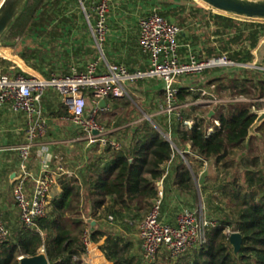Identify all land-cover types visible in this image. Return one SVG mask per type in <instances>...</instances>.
I'll use <instances>...</instances> for the list:
<instances>
[{
	"label": "trees",
	"instance_id": "obj_1",
	"mask_svg": "<svg viewBox=\"0 0 264 264\" xmlns=\"http://www.w3.org/2000/svg\"><path fill=\"white\" fill-rule=\"evenodd\" d=\"M145 1V13L156 9L180 27L183 56L192 52L200 60H208L226 55L238 64L253 63L254 50L264 37V22L217 13L195 0ZM86 29L78 0H27L1 38L10 42L46 41L48 50L25 46L20 55L32 68L50 77L52 73L67 75L73 67L82 71L94 58L95 49L85 47L88 37L84 32L76 33ZM5 64L0 60V68ZM46 68L48 71H44ZM225 68L215 69L219 72ZM243 72L211 77L205 85L179 86L181 103L202 98L204 89L211 96L227 94L251 100L210 106L190 104L181 111L184 118L195 120L192 129H185L175 115H156L152 120L136 117L134 112L138 110L132 101L108 99L109 107L115 110L132 108L111 124L108 137L119 141L121 147L113 149L98 143L95 153L72 176H61L60 194L50 200L46 216L35 226L22 223L16 204L11 203L12 210L7 206L3 209L7 198L5 189L0 191V212L10 231L8 239L0 242V264H20L21 256H34L43 250L50 264H86L88 249L83 235L87 229L90 240L99 244L112 264H264V139L261 134L249 138L258 116L252 106L256 110L264 107V102L252 101L264 99V71L244 68ZM203 73L209 74V69ZM138 85H144V81ZM154 94L151 102L157 107L165 99V91L158 85ZM43 105L51 119L69 117L57 91L49 90ZM215 120L219 126H215ZM212 126L215 131L209 133ZM257 132L261 133V127ZM210 160H214L216 174L201 178L199 183L204 185L198 188L196 177ZM8 170L1 169L0 183L2 177L9 180ZM161 188V212L167 221L174 222L177 216L166 213L174 202L182 203L185 197L187 204L197 203L201 198L210 224L204 243L178 258L163 251L155 261L147 262L137 231ZM183 209L181 206L180 211ZM233 232L243 238L238 253L230 240Z\"/></svg>",
	"mask_w": 264,
	"mask_h": 264
},
{
	"label": "built area",
	"instance_id": "obj_2",
	"mask_svg": "<svg viewBox=\"0 0 264 264\" xmlns=\"http://www.w3.org/2000/svg\"><path fill=\"white\" fill-rule=\"evenodd\" d=\"M78 2L93 36L92 48L95 49L94 58L86 63L84 70L78 71L73 67L67 75L52 73L50 77L16 69L0 74V110L22 116L25 121L26 140L15 149L19 153V162L9 188L13 193L20 219L28 227L35 226L39 218L46 216L51 191L59 178L64 175L72 176L76 171L68 169L60 160L54 166L44 165L42 172L38 174L29 168L31 154L36 148L44 151L46 156L49 154L50 145L46 137L50 130V119L43 105V97L49 90L60 94L69 119L84 134L88 146L99 143L100 146L109 145L113 149H119L121 145L115 138L108 137L109 132L96 119L99 114L110 109L108 103L102 107L100 102L103 99L108 102L110 98L129 96L131 86L140 81L154 80L162 83L165 99L158 102L154 116L175 115L185 129H192L196 123L194 119L182 116L181 110L190 104L210 106L251 101L244 97L233 98L227 94L211 96L212 94L204 89L202 98L190 103H181L178 99L181 77L199 75L215 66L247 65L235 63L226 55L208 60H200L192 52L183 56L180 51V27L156 9L141 14L138 19V47L147 59L145 67L132 69L122 62H110L106 59L105 49L110 32L109 15L113 0ZM256 68L264 71V68ZM90 99L93 109L87 114ZM252 101L264 102V99ZM252 110L259 113L264 111V107L256 110L255 106H252ZM152 117L146 119L152 120ZM214 123L215 126L220 125L217 120ZM215 126L209 128V133L215 131ZM164 136L170 140V136ZM187 147L189 152L190 145ZM182 156L185 157L183 153ZM162 200L161 188L154 207L139 225L141 251L147 262L155 261L163 251H168L171 257L178 258L191 247L206 241V229L210 222L204 213L184 208L177 214L174 222H169L162 216ZM109 219L113 220V217ZM227 232L230 233L229 230ZM9 235L10 231L0 213V242L6 241ZM83 242L87 249L93 243L89 229L84 232Z\"/></svg>",
	"mask_w": 264,
	"mask_h": 264
},
{
	"label": "rangeland",
	"instance_id": "obj_3",
	"mask_svg": "<svg viewBox=\"0 0 264 264\" xmlns=\"http://www.w3.org/2000/svg\"><path fill=\"white\" fill-rule=\"evenodd\" d=\"M3 0H0V3ZM196 1V0H195ZM197 3H199L200 5H202L203 7H206L208 9H210L209 7H207L206 5H204L203 3H201L200 1H196ZM215 12V11H214ZM82 23V22H80ZM79 32V33H78ZM78 35H81L84 32V36H87L88 42L89 40L92 41L93 40V36L90 32L89 29L86 30H81L78 31ZM43 41V40H41ZM40 40H35L31 41L28 40H16L14 42H10L8 41H4L2 38H0V60L6 61L7 64L3 65V68H0V74H4L7 73L8 71L12 70V69H16V70H22V68H20V66H24L23 70L27 73H32L35 75H41V76H45V74L42 71L36 70L34 68H32L28 63H26L20 55V52L24 50L25 46H38L40 49H44V46H42L43 44H41ZM50 42V41H48ZM46 46V45H45ZM49 49V47H46ZM24 63V65H23ZM253 64V63H252ZM248 65V66H240L242 68H237V67H233V66H220L222 68H225L224 70H221L219 72H216V66L215 67H211L208 68L209 69V74H199V75H187L184 77H181L179 79V85H191L193 87L195 86H199V85H205L206 81L209 80L211 77L220 75V76H225V75H231V74H238V73H245L243 72L244 68H247V70H256L254 69L255 67H253V65ZM26 66V67H25ZM44 71H48V69L46 68ZM252 73V72H250ZM262 73V72H260ZM263 74V73H262ZM260 76H262L260 74ZM160 85L161 87L163 86L161 82L158 81H144V85H132L130 88V93L129 96L123 98V99H128L130 101H132V103L134 104V107L137 108L138 112H134V116L136 117H140L142 119H145L147 117H152L154 116V114L157 111V107H155V105H152L151 100H154V98L156 97L154 94V89L157 88V86ZM206 88V87H204ZM207 89V88H206ZM216 96V95H215ZM145 108L149 109L151 111V113H147ZM93 109V104L91 102V99L89 101L88 104V108H87V114H90L92 112ZM129 110H132L131 107H128L126 110L123 109V107L121 106L118 109H114L113 107H110L109 111L104 112L102 114H99L96 119L98 121L99 124H101L109 133L112 131L111 129V124L114 123L116 121V119L118 118V115L120 114H124V113H128ZM134 111V110H133ZM2 125H0V143L3 139V135H8V133H10L9 130V126L8 123L3 121L1 123ZM1 128L4 131H1ZM46 141H50L53 142L55 144V148H54V152L56 154V156L58 155V158L56 159L55 162L58 161V159L61 158L60 161H62V163L71 170H78L80 167H82L86 162V160L88 161V159L90 158V156L92 155V153H95L96 149L98 148V143H95L91 146H88L87 141L84 139V134L77 129L73 123L71 122V120L69 119V117L67 115H62L60 118L58 119H51L50 118V130L49 133L46 137ZM12 152H8V151H2L0 152V170L4 169L5 167V161L7 158H12L14 157V154H11ZM80 161H83L84 163H81ZM4 165V166H3ZM80 165V166H79ZM207 165V168L204 167V169H201V172L198 173L197 177H196V185L198 186V188L202 187L204 185V183H199L201 178H205L207 175H209L210 177L215 176L216 171L214 168V160H210L208 162H206L205 166ZM204 170V171H203ZM206 170V171H205ZM202 181V179H201ZM6 184V185H5ZM0 183V191L1 193H3L4 189V193L6 195V200H4V203L7 202V205L9 207H12V204L14 203V197H13V193L10 190L9 187H7V183ZM212 185H214V183H210ZM61 187L60 185H55L51 191V200L54 197H57L60 194V190ZM184 200L182 201V203L177 202L173 205L175 206H169V208L166 210L167 215H171V217H174L176 214H178V212H180V208L181 206L184 208H187V205L190 207H194L193 210L198 211L199 213L202 212L204 214H207L206 212V206L204 203L203 199H199V201L197 203L195 202H191L189 204L188 203V199L187 198H183ZM3 200V198H2ZM1 200V201H2ZM12 203V204H11ZM184 204V206H183ZM187 204V205H186ZM177 205V206H176ZM12 210V208H10ZM15 211L16 208L14 207ZM206 212V213H205ZM1 213V212H0ZM86 221L89 222V219L87 218ZM137 237H138V231H137Z\"/></svg>",
	"mask_w": 264,
	"mask_h": 264
},
{
	"label": "crops",
	"instance_id": "obj_4",
	"mask_svg": "<svg viewBox=\"0 0 264 264\" xmlns=\"http://www.w3.org/2000/svg\"><path fill=\"white\" fill-rule=\"evenodd\" d=\"M145 0H113L112 10L109 15V26L110 32L106 42V59L110 62H122L125 63L132 69L143 68L146 65L147 59L141 53L138 47V34H139V25L138 19L141 14L145 13L146 3ZM88 29V26H87ZM77 33V31H76ZM79 33V32H78ZM77 33V34H78ZM89 39V38H88ZM41 41V40H40ZM42 46L45 50L48 46V43L41 41ZM46 45V46H45ZM93 40L85 43V47H93ZM24 65V63H23ZM253 67L264 68V37L261 39L258 47L254 50V61ZM20 68L24 66L18 65ZM26 67V66H25ZM262 72L260 68H256ZM21 70V69H20ZM50 119V118H49ZM5 121L8 123L9 132L8 135H3V139L0 143V152L8 151L14 154L13 159L7 158L5 161V167L8 170L9 180L6 181L5 177L3 178L2 183L12 184L15 173L17 172V166L19 162V153L15 150L19 145L23 144L26 140L25 137V121L22 116L13 115L5 110H0V125ZM72 122V121H71ZM261 127V133L257 132V129ZM78 129V128H77ZM1 131H4L1 128ZM262 135L264 139V121L256 128L255 132L252 135ZM49 154H45L40 148H36L29 160V168L33 173H41L44 165L49 164L54 166L57 162L54 152L55 144L49 141ZM52 158V159H48ZM89 160V159H88ZM84 163L83 161H80ZM87 162V160L85 161ZM15 164L14 166H12ZM3 165V166H4ZM80 166V165H79ZM207 168V165L205 166ZM204 169V168H203ZM1 171V170H0ZM204 171V170H203ZM206 171V170H205ZM201 172V171H200ZM14 175V176H13ZM6 185V184H5ZM58 185V183L56 184ZM61 190V189H60ZM15 203V202H14ZM6 203L3 204V209H7ZM175 219V218H174ZM95 222H93L94 224ZM86 264H112L107 260L104 253L100 250L99 244L92 243L88 248V252L84 257Z\"/></svg>",
	"mask_w": 264,
	"mask_h": 264
},
{
	"label": "water",
	"instance_id": "obj_5",
	"mask_svg": "<svg viewBox=\"0 0 264 264\" xmlns=\"http://www.w3.org/2000/svg\"><path fill=\"white\" fill-rule=\"evenodd\" d=\"M27 0H3L0 3V38L8 30L16 15L25 5ZM200 1L213 11L234 18L264 22V0H196ZM248 66V65H247ZM107 101L103 99L100 102L102 107L106 106ZM210 114H213L211 111ZM264 121V111L258 113V116L250 128L249 138L255 132L256 128ZM14 176V175H13ZM231 243L235 253H238L242 246V235L239 232H233L230 236ZM20 264H50L46 252L43 250L34 256H21Z\"/></svg>",
	"mask_w": 264,
	"mask_h": 264
}]
</instances>
